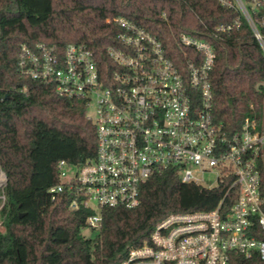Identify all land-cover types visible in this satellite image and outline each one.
Returning a JSON list of instances; mask_svg holds the SVG:
<instances>
[{"label":"trees","instance_id":"1","mask_svg":"<svg viewBox=\"0 0 264 264\" xmlns=\"http://www.w3.org/2000/svg\"><path fill=\"white\" fill-rule=\"evenodd\" d=\"M227 1L0 0V167L7 177L0 264H121L150 242L168 216L219 205L227 186L183 183L177 171L167 170L142 186L138 207L103 210L101 228L85 237L95 212L72 208L67 190L55 200L50 191L61 183V161L80 165L96 157L97 131L87 102L58 96L52 85L22 75L18 65L23 46L45 44L63 52L83 44L110 66L107 50L122 33L114 20L124 18L158 39L179 66L187 62L185 54H193L179 44L182 35L210 43L216 52L210 78L215 122L228 134L247 120L262 128L264 47L235 0ZM260 166L264 197V160ZM234 264L264 262L237 257Z\"/></svg>","mask_w":264,"mask_h":264},{"label":"built area","instance_id":"2","mask_svg":"<svg viewBox=\"0 0 264 264\" xmlns=\"http://www.w3.org/2000/svg\"><path fill=\"white\" fill-rule=\"evenodd\" d=\"M235 2L264 47V0ZM114 21L122 33L107 50L110 66L83 44L63 52L45 44L22 47V75L94 109L88 118L97 131L96 157L80 165L61 161L53 200L67 190L72 208L95 212L87 228L99 230L103 210L138 207L142 186L175 170L183 183L227 186L224 198L212 211L168 216L150 242L121 264H234L237 257L264 262V126L247 120L228 134L215 122L210 78L216 52L210 43L182 35L179 44L193 54H185L187 62L179 66L144 28L124 18ZM205 173H217L215 186L201 183L198 175Z\"/></svg>","mask_w":264,"mask_h":264},{"label":"rangeland","instance_id":"3","mask_svg":"<svg viewBox=\"0 0 264 264\" xmlns=\"http://www.w3.org/2000/svg\"><path fill=\"white\" fill-rule=\"evenodd\" d=\"M88 115L89 117L94 118V109L92 106L88 110ZM1 176H3L4 178L2 182L0 183V210L2 209L6 201L3 195V191H4L5 186L7 185V177L0 167V177ZM198 176L201 180V183H203L204 185H214L215 186L217 184V173H205V174H199ZM92 207L96 208V204L92 203ZM0 231L1 232L5 231L1 220H0ZM83 235L89 238V237H92V232L91 230L86 229L83 231Z\"/></svg>","mask_w":264,"mask_h":264},{"label":"bare ground","instance_id":"4","mask_svg":"<svg viewBox=\"0 0 264 264\" xmlns=\"http://www.w3.org/2000/svg\"><path fill=\"white\" fill-rule=\"evenodd\" d=\"M3 178H4L3 176L0 177V183L2 182Z\"/></svg>","mask_w":264,"mask_h":264}]
</instances>
